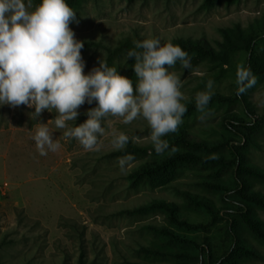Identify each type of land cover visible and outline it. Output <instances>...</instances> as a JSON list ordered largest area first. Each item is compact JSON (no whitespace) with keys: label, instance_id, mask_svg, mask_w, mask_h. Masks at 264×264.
Wrapping results in <instances>:
<instances>
[{"label":"rangeland","instance_id":"374dc122","mask_svg":"<svg viewBox=\"0 0 264 264\" xmlns=\"http://www.w3.org/2000/svg\"><path fill=\"white\" fill-rule=\"evenodd\" d=\"M75 10L77 21L70 28L78 40L100 42L114 48L125 39L157 38L161 42L175 38L206 39L215 46L221 40L219 30L239 24L242 28L256 26L262 38L256 54L264 58V0H224L204 3V0H81ZM105 48H83L84 72L105 61ZM190 69H181L180 62L169 70L180 75L181 91L187 99L206 90L209 79L214 81V94L231 96L237 90L236 69L246 66L247 54H231L228 63L191 57ZM113 67L128 77L127 54L119 52L113 58ZM182 73V74H181ZM136 85H133L135 89ZM254 111L264 124V90L256 82L249 94ZM85 103L79 108L77 120L95 107ZM211 115L202 119L197 111L184 116L177 130H184L197 140L213 141L223 135L222 116L227 112H241L238 105L208 107ZM34 109L25 105L0 106V264H77L80 246L93 264H197L191 258L175 255L148 256L140 252L150 247L159 250H188L146 228H171L166 214L160 211L128 215L126 210L137 208L152 199H165L178 205L191 220H206V216L189 205L182 192L211 199L230 214L218 192L205 185L214 176L227 178L232 168L183 166L163 183L149 184L137 181L130 185L127 174L158 154L149 151L133 156L124 171L111 156L116 150L111 145L112 132H123L129 142L138 146L150 143L151 129L143 118L131 124L120 117L108 116L102 121L105 134L99 137V148L84 149L75 139L65 140L63 129H56L52 120L56 113L43 111L33 119ZM49 120V121H48ZM53 130V138L61 143L57 152L41 156L31 138L38 122ZM76 122H68L74 125ZM83 123V122H82ZM261 148H249L250 163L264 171V127L256 138ZM236 146L235 140L231 142ZM225 153V150H224ZM255 190L264 193V180L252 179ZM264 222V210H257ZM226 223L219 221L208 229L193 235L199 240L212 241L214 253L221 255L229 246L225 235ZM176 230V229H174ZM253 245L264 255V245L248 235ZM244 264H264L260 260Z\"/></svg>","mask_w":264,"mask_h":264},{"label":"clouds","instance_id":"9594fccd","mask_svg":"<svg viewBox=\"0 0 264 264\" xmlns=\"http://www.w3.org/2000/svg\"><path fill=\"white\" fill-rule=\"evenodd\" d=\"M76 21L77 14L66 0H0V106L25 105L34 109L31 114L37 121L43 111L54 110L51 120L56 129L64 130L63 138L75 139L90 151L98 150L99 137L105 134L104 118L120 117L124 124L143 118L151 129L148 139L155 152L164 153L170 147L164 137L177 130L187 111L181 76L169 69L177 61L182 70L190 69L188 53L171 42L161 44L157 38L135 42V49L141 51L127 53V59L135 61L132 68L138 82L134 89L130 78L101 59L98 66L84 72V42L75 38L69 26ZM256 82L250 67L237 65L238 95ZM205 87L195 96L202 119L212 114L208 105L214 81L209 79ZM93 102L96 106L84 113L87 118L83 123H68L76 122L83 104ZM48 121L38 122L31 137L41 156L61 148ZM111 135L113 149L124 150L129 136L118 131ZM132 159L131 154L119 158L120 170Z\"/></svg>","mask_w":264,"mask_h":264},{"label":"trees","instance_id":"16d2710c","mask_svg":"<svg viewBox=\"0 0 264 264\" xmlns=\"http://www.w3.org/2000/svg\"><path fill=\"white\" fill-rule=\"evenodd\" d=\"M221 0H204L210 4ZM232 3L238 0H224ZM68 5L75 11L81 0H66ZM259 29L250 25L242 28L239 24L219 30L221 40L211 45L206 39L193 40L191 38H175L170 41L161 42L166 44L171 42L180 46L188 56L207 59L209 61L228 63L231 54L245 52L247 54L246 66L250 67L253 74L257 77V82L262 85L264 90V58L256 54V46L262 42ZM144 39H138L142 41ZM83 48H105L107 51L105 61L113 67V58L119 52L128 53L135 49V43L125 39L114 48L104 47L100 42L83 40ZM136 51H141L135 49ZM134 58L128 59L129 75L136 85L138 78L133 71ZM251 88L243 95H238L237 90L231 96L214 94L208 107L219 105L231 107L238 105L241 112H227L222 116L223 135L213 141L197 140L184 130H176L169 133L164 139L169 142V149L162 154L153 157L149 162H145L127 174L126 179L132 185L137 181H145L149 184L163 183L168 176L176 170L188 165L202 167L232 168L231 174L227 178L214 176L212 180L206 181L205 185L209 189L218 192L227 205L224 207L230 214L224 216L220 214L221 209L217 208L214 202L205 197L189 192H182L186 202L200 210L206 220H191L178 205L165 199H152L145 204L126 210L128 215H141L150 212L160 211L166 214L171 228L146 226L147 229L160 234L169 239L172 243L188 247V250H159L156 248L144 247L140 252L148 256L162 257L165 255H175L178 258H191L197 264H244L247 260L264 261V255L260 252L248 238L264 245V222L259 218L257 210H264V193L255 190L251 180H264V171L255 167L249 162L246 152L249 148L259 149L257 136L263 132V120L254 111L249 98ZM187 111L183 115L189 116L198 110L195 106V98L186 99ZM87 117L81 116L77 124L84 122ZM235 140L237 145L232 146ZM175 149L172 151L171 149ZM225 150V153H224ZM157 154L153 145L150 143L138 146L129 142L124 150L114 151L110 155L124 157L127 154L139 156L147 152ZM216 154V159L209 158ZM225 221V235L228 238L229 246L221 255L214 253V246L209 238L195 237L197 231L208 229L214 223ZM176 229V230H174ZM77 264H93L83 252L80 246V253Z\"/></svg>","mask_w":264,"mask_h":264}]
</instances>
